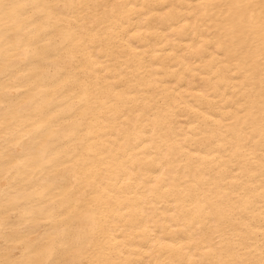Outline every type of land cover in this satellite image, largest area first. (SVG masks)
<instances>
[{"label": "snow or ice", "instance_id": "snow-or-ice-1", "mask_svg": "<svg viewBox=\"0 0 264 264\" xmlns=\"http://www.w3.org/2000/svg\"><path fill=\"white\" fill-rule=\"evenodd\" d=\"M136 7L0 0V264H143L131 258L130 229L147 233L152 226L141 227L142 221L122 211L130 201L111 178L115 168L125 166L116 165L117 145L147 140V149L163 154L161 168L173 158L195 162L187 138L178 139L170 119L174 87L156 77L148 66L153 62L126 39L129 22L157 7L168 9L159 13L163 18L178 16L201 36L197 52L211 49L209 67L221 65L211 78L226 70L235 82L223 105L228 111L212 128L213 139L220 141L214 150L223 154L233 179L227 187L197 182L179 190L185 207L172 215L183 217L187 240L168 250L187 259L158 258L157 264H264V0L142 5L140 12ZM57 32L53 47L45 38ZM105 48H118L120 63L138 71L120 75L117 63L112 68L119 83L100 75L97 49ZM52 63L57 75L42 78L40 70ZM49 93L61 96L60 103H41ZM156 179L153 190L164 188L169 177ZM36 197V211L51 228L32 240L23 238L27 224L20 221L36 211L17 219L11 210ZM149 239H156L155 233ZM157 255H163V246Z\"/></svg>", "mask_w": 264, "mask_h": 264}, {"label": "bare ground", "instance_id": "bare-ground-1", "mask_svg": "<svg viewBox=\"0 0 264 264\" xmlns=\"http://www.w3.org/2000/svg\"><path fill=\"white\" fill-rule=\"evenodd\" d=\"M19 2H36V0H19ZM41 2H65V0H41ZM67 2H73V0H67ZM75 2L133 4L137 6L136 12H140L142 5H188L199 3L201 0H75ZM167 11L168 9L157 7L143 16H136L129 22L132 31L127 33L126 39L132 41L131 48L138 50L141 57L146 54L147 61L153 62L148 66L154 75L163 79L169 88L174 87L175 90L172 93L174 115L170 119L173 121L174 132L178 134V139L187 138V147L192 150L189 155L195 162L190 164L187 156L181 159L173 158L166 161L164 168H161L163 154L158 153L157 150L147 149L145 147L147 140L144 144H137L136 139L133 138L124 146L117 145L119 159L116 165L124 161L125 166L115 168L111 178L117 188L123 186L124 198L130 201V207L122 211L129 212L134 221H142L141 227L143 223H150L152 226L147 233L136 228L130 229L134 237V243L131 245L134 255L131 258L141 260L143 264H157L158 258L160 260L187 259L170 253L168 250L169 245L180 244L187 240V233L183 231V217L177 219L172 215L173 212H179L185 207L180 203L179 190L181 188L197 182L202 187L205 186V182L208 186L213 183H222L227 187L228 182L233 179L232 175L225 172L226 162L223 154L214 150L219 146L220 141L213 139L212 128L215 120L228 111L223 105L231 96L232 84L235 82L228 79L231 72L226 70H221L218 76L211 78L217 69H221L220 64H217L215 68L209 67V62L213 59L211 49L206 53L197 52L201 36L178 16L163 18L159 14ZM179 11L183 12L185 9ZM58 34V32L50 34L45 41L52 40L53 47H55ZM45 41L40 43L43 45ZM97 52L101 54V59L96 64L99 74H108L109 78L117 83L120 81V75H130L138 71L135 66L125 67L123 63H120L122 57L119 55L118 48L113 50L105 48L103 52L97 49ZM216 59L219 60V57ZM48 60L54 61L55 57H48ZM117 63H120L122 68L120 75L114 74L115 69L112 68V65ZM0 69H2V57H0ZM57 72V65L52 63L49 67L41 69L39 75L51 80ZM66 78L67 76L62 77V79ZM92 79H95V75ZM3 83V79L0 78V94L3 93ZM61 100V96L49 93L41 103L56 105ZM129 103L134 104V101H129ZM61 107L67 108L68 106L61 104ZM57 110L59 109H54V111ZM213 113L216 115L213 116ZM134 115L133 113V117ZM209 116L212 117L211 120L208 119ZM0 161H2V156H0ZM2 166L0 163V168ZM163 176L169 177L164 188L171 187L172 191L165 192L164 188L152 189V185L157 183L156 178ZM141 181L145 183L142 184ZM253 183L256 185L254 189L257 194L255 212L258 221L259 177ZM56 191V188H52V193ZM149 193L152 194L149 195ZM38 200L39 197H36L11 211L15 212L16 218L19 219L25 212L38 210ZM20 222L27 224L23 238L32 240L39 239L51 228L50 225L47 228L44 227L48 218L40 216L38 211L35 215ZM153 233L156 239H149ZM174 235H179L183 239H173ZM161 236L164 238L160 239ZM161 246H163V255L158 257Z\"/></svg>", "mask_w": 264, "mask_h": 264}]
</instances>
